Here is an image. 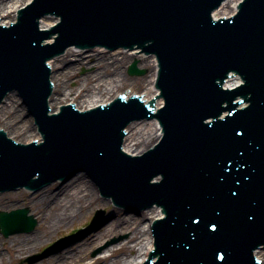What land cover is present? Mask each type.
I'll list each match as a JSON object with an SVG mask.
<instances>
[{
    "label": "water",
    "instance_id": "obj_1",
    "mask_svg": "<svg viewBox=\"0 0 264 264\" xmlns=\"http://www.w3.org/2000/svg\"><path fill=\"white\" fill-rule=\"evenodd\" d=\"M222 1L36 0L20 11L17 24L0 26V100L19 88L46 139L23 146L0 133V191L34 186L37 174L36 183L46 184L86 169L119 205L163 208L166 218L154 224L156 250L145 264H258L253 252L264 244V0H245L236 17L218 23L211 12ZM28 2L0 0V24H10ZM238 2L228 0L218 13L231 15ZM47 13L62 22L43 32L39 26L49 30L57 21L42 19L38 26ZM56 33L55 44L43 45L44 39L53 43L48 38ZM135 43L159 58L163 109L155 114L156 100L144 105L134 97L87 113L74 110L69 118L48 116L49 106L51 113L64 103L83 110L125 90L152 99L158 93L157 63L137 49L71 46L63 57H53L71 44ZM48 59L54 83L49 106ZM135 61L143 75L128 73ZM231 72L242 75L244 84L225 90ZM17 97L8 95L0 106V128L21 143L41 141ZM237 97L242 99L235 103ZM244 102L249 106L238 110ZM225 111L229 115L220 119ZM142 117H157L164 138L145 155L132 157L122 150L124 129ZM160 136L157 121L134 123L124 150L139 154ZM157 176L162 181L152 182ZM26 214L0 212L1 231L8 236L33 230L36 221Z\"/></svg>",
    "mask_w": 264,
    "mask_h": 264
},
{
    "label": "bare ground",
    "instance_id": "obj_2",
    "mask_svg": "<svg viewBox=\"0 0 264 264\" xmlns=\"http://www.w3.org/2000/svg\"><path fill=\"white\" fill-rule=\"evenodd\" d=\"M57 185H59V189L55 192L46 191L40 196L30 195L27 197V204L34 209V212L38 214L37 217L42 220L43 231L11 242H0V264H10V262L5 263L4 250L13 258H19L23 254L37 249L57 232L79 221L87 214V211H91L90 208L95 204L105 203V200L99 199L97 187L80 174L68 185ZM13 200L15 202L10 205L13 203L21 204L16 199H9L6 200V205ZM161 216L162 214L156 208L145 211L143 216L140 214L139 217L123 216L122 212L118 211L113 221L101 228L97 237L89 241L84 247L73 252L68 249L65 250V248L61 249L57 252H61L59 255L57 253L51 254L37 264H73L83 259L86 264H141L149 255L154 244L151 220ZM127 232L130 233L129 237L113 245L108 254L90 258L88 251L105 238ZM256 256L264 261V249L256 250Z\"/></svg>",
    "mask_w": 264,
    "mask_h": 264
},
{
    "label": "rangeland",
    "instance_id": "obj_3",
    "mask_svg": "<svg viewBox=\"0 0 264 264\" xmlns=\"http://www.w3.org/2000/svg\"><path fill=\"white\" fill-rule=\"evenodd\" d=\"M81 176L85 177L84 174H80ZM59 189V185H54L51 187H47L46 189H44L42 192H40L39 194H33L34 197L36 196H40L43 193L50 192V191H57ZM32 195L31 192L26 191V190H21V191H15V192H9L6 194H0V210H6V211H11L13 209H18V208H23V207H28L31 211V213L36 217L37 221H38V226L36 227V229L31 232V233H25V234H18V235H14V236H10V237H5L0 233V242L4 243L6 241H13L16 240L18 238H23V237H28L31 236L33 234H35V232H42L43 228L41 225V218L37 217L38 214L34 212V209L29 206L27 204L28 199L27 197ZM99 199L100 195L98 194ZM9 199H16L18 201L21 202V204L19 203H13V205H10L12 202H15V200L10 201L9 204L6 205V200ZM104 200V199H102ZM23 201V203H22ZM27 201V202H26ZM105 203H101V204H95L93 207H91V211L90 212H86L87 214L85 216H83L79 221L75 222L73 225L69 226L68 228H64L61 231L57 232L55 235H53L48 241H45L44 243L41 244V246H39L37 249L27 252L25 254H23V256L19 257V258H13V256H11V254H9L6 250H4V254H5V258L7 260H5V263H9L10 264H37L42 260L36 261V262H29L28 259L30 257H32L33 255H37L39 253H41L45 248H47L48 246H50L51 244H53V242L59 240L62 237H65L67 235H70L72 233H75L76 231H78L79 229L85 228L89 225V223L91 222L93 216L95 215L97 210H104L105 211V215H104V219H103V223L96 229H94L90 234H88L83 240L75 242L74 244H71L70 246H68L65 250H69L70 252L76 251L81 247H84L87 243H89V241H91L92 239H94L95 237H97V235L100 233V229L103 228L105 225H107L108 223H110L111 221H113V219L116 217V214L118 211L121 210L123 216H136L139 217L140 215H136V214H129L128 212H126V210L123 209H118V208H114L112 205L109 204L108 201H104ZM105 229V228H104ZM100 230V231H99ZM98 233V234H97ZM95 234V235H94ZM130 233H122L119 235H110L107 238H105L101 243L97 244L95 247L91 248L88 251V254L90 256V258H94L98 255H105L108 254L109 249L123 241L126 240L129 237ZM114 239H117L118 241H116L115 243H113L112 241ZM111 243V244H109ZM98 249H102L101 251L97 252L96 251ZM61 253V252H60ZM60 253H57V255H59ZM47 258V257H46ZM73 264H86V261L83 259L81 261L75 262Z\"/></svg>",
    "mask_w": 264,
    "mask_h": 264
}]
</instances>
